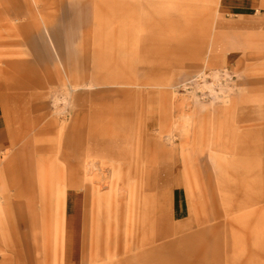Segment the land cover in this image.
I'll return each instance as SVG.
<instances>
[{"label": "rangeland", "instance_id": "374dc122", "mask_svg": "<svg viewBox=\"0 0 264 264\" xmlns=\"http://www.w3.org/2000/svg\"><path fill=\"white\" fill-rule=\"evenodd\" d=\"M75 1L0 0V94L31 131L0 188L40 207L0 209V254L264 264V11L220 36L219 0Z\"/></svg>", "mask_w": 264, "mask_h": 264}, {"label": "crops", "instance_id": "0c3cea01", "mask_svg": "<svg viewBox=\"0 0 264 264\" xmlns=\"http://www.w3.org/2000/svg\"><path fill=\"white\" fill-rule=\"evenodd\" d=\"M35 3L39 2V0H34ZM84 1V0H81ZM80 0L75 1V3L72 4V6H79L81 5ZM93 1V0H92ZM221 4H224L221 6L222 12H225L226 22H221V27L219 30L220 36L222 35H231L237 32L234 28L231 26H237L238 18L243 19H252L255 17L259 11H264V0H219ZM80 3V4H79ZM87 7L85 4L81 5ZM230 16V17H229ZM229 17V20L227 18ZM44 18V17H43ZM73 22V25L70 26V33L72 35H76V26L80 22L74 16V19L71 20ZM228 22V23H227ZM230 25V28H227V25ZM47 26V25H46ZM223 26V27H222ZM47 29L49 30L48 26ZM228 29V30H227ZM218 43V42H217ZM223 45V46H222ZM226 44L223 42L219 43V49L222 48L227 50H230L229 52H224L221 56H218L219 61L218 65L221 66V68L225 69L228 66L232 67V61H233V46L229 45L228 48L225 46ZM2 96L0 94V183H2V180L12 178L13 175L10 173L11 169H14L16 167L18 161L15 160V158H31L26 157L25 154L28 153L30 146H22L23 140L27 138L29 135V128L23 124L20 120L18 121L14 114H9L5 112V102L2 100ZM7 110V109H6ZM3 158H8L7 161L2 163ZM33 158H51L50 156H41V157H33ZM3 168V169H2ZM75 176L74 186L76 190H78L79 186H81L82 182H80V177ZM1 185V184H0ZM13 185V184H12ZM0 195L6 194L5 191H7V194L11 197H15L13 201L1 203L0 202V209L1 210H7V211H26L29 209H39L30 207L27 202H21L17 200V197L24 196V194H27V191L23 189V187H18L16 185H13L12 188L9 187H2L0 188ZM5 189V191H4ZM10 190V192L8 191ZM2 198L0 197V200ZM32 205H35V203H32ZM41 209H43L41 207ZM12 219L11 222V228L12 233L16 235L17 239H13V242H22L27 239L25 238H18V235L20 232L26 234L27 228H29V222L25 219L26 216L23 214H19L17 216L11 215ZM28 223V224H26ZM20 237V236H19ZM24 237V236H23ZM36 241H39L36 239ZM0 264H26L23 260H21L16 254L13 253H6V254H0ZM33 264H39L38 260H35Z\"/></svg>", "mask_w": 264, "mask_h": 264}]
</instances>
